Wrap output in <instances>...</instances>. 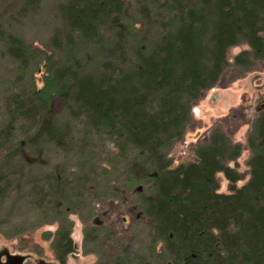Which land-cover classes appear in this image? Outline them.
<instances>
[{"label": "trees", "instance_id": "trees-1", "mask_svg": "<svg viewBox=\"0 0 264 264\" xmlns=\"http://www.w3.org/2000/svg\"><path fill=\"white\" fill-rule=\"evenodd\" d=\"M37 1L25 0L28 5ZM139 1L149 17V0ZM125 3L58 4L68 65L48 76V90L38 94L58 90V96L72 102L76 116L113 136L116 146L136 152L128 164L140 196L139 207L133 209L146 222L151 244L162 243L161 264H264V105L247 138L249 179L240 187L236 183L241 174L227 162L236 163L241 145L220 128L198 146L196 161L170 167L163 153L165 144L183 135L193 104L230 66L229 47L247 46L233 58L237 72L264 61V0H164L161 6L170 14L167 21L160 20L163 32L155 40L139 44L132 54L118 44L100 54L98 70H84L81 57L72 52L74 45L98 39L102 26L121 25ZM8 37L11 55L22 60L21 45ZM40 109L34 136L65 139L54 136L59 134L49 108L41 105L38 113ZM219 172L228 181L229 193L217 192ZM146 182L148 188L140 185ZM50 247L65 264L74 249L67 226L56 229Z\"/></svg>", "mask_w": 264, "mask_h": 264}, {"label": "rangeland", "instance_id": "rangeland-1", "mask_svg": "<svg viewBox=\"0 0 264 264\" xmlns=\"http://www.w3.org/2000/svg\"><path fill=\"white\" fill-rule=\"evenodd\" d=\"M67 1L28 5L25 0H0V252L23 255V264H60L50 243L56 229L67 226L77 246L65 264H161L162 243L151 244L146 222L137 219L139 210L133 209L139 207L140 196L128 164L136 152L124 144L116 146L113 136L76 116L72 102L58 96V90L49 91L50 98L38 94L48 90V76L68 65L57 10ZM163 1L149 0L147 17L139 0H125L121 25L102 26L98 39L74 45L72 52L81 57L83 69L98 70L101 55L118 44L132 54L139 44L155 40L163 32L160 20L167 21L170 14ZM8 36L21 45L22 60L11 55ZM244 49L243 43L229 47L230 66L193 104L181 138L165 144L170 167L196 161L198 146L220 128L241 145L236 163L227 162L242 176L236 186L249 179L247 138L264 105V61L237 72L233 58ZM41 105L49 108L51 125L59 134L54 136L65 139L34 136ZM216 180L217 192L229 193L221 172ZM140 185L149 187L147 182ZM5 261L2 256L0 262Z\"/></svg>", "mask_w": 264, "mask_h": 264}, {"label": "water", "instance_id": "water-1", "mask_svg": "<svg viewBox=\"0 0 264 264\" xmlns=\"http://www.w3.org/2000/svg\"><path fill=\"white\" fill-rule=\"evenodd\" d=\"M75 246H77V245L74 244V247ZM2 256H5L6 261L5 262H0V264H23V262L25 261V257L23 255L11 254L7 250H2L0 252V261H1V257Z\"/></svg>", "mask_w": 264, "mask_h": 264}, {"label": "bare ground", "instance_id": "bare-ground-1", "mask_svg": "<svg viewBox=\"0 0 264 264\" xmlns=\"http://www.w3.org/2000/svg\"><path fill=\"white\" fill-rule=\"evenodd\" d=\"M114 157V156H113Z\"/></svg>", "mask_w": 264, "mask_h": 264}]
</instances>
